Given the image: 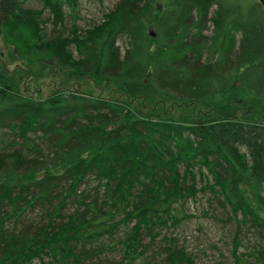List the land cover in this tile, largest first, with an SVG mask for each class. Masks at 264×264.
I'll list each match as a JSON object with an SVG mask.
<instances>
[{"label": "trees", "instance_id": "obj_1", "mask_svg": "<svg viewBox=\"0 0 264 264\" xmlns=\"http://www.w3.org/2000/svg\"><path fill=\"white\" fill-rule=\"evenodd\" d=\"M27 1L0 0V38L17 67L0 63V264H88L118 232L134 264L144 235L184 222L185 202L205 191L264 241V0H118L83 33L77 0ZM46 11L54 28L69 18L70 34L49 36ZM54 72L115 96L78 86L36 97L16 81ZM135 97L196 109L177 116ZM35 209L40 221L27 217ZM163 240L166 264H195ZM239 243L236 232L233 264H264V245L245 254Z\"/></svg>", "mask_w": 264, "mask_h": 264}, {"label": "rangeland", "instance_id": "obj_2", "mask_svg": "<svg viewBox=\"0 0 264 264\" xmlns=\"http://www.w3.org/2000/svg\"><path fill=\"white\" fill-rule=\"evenodd\" d=\"M118 0H77V27L79 32L83 33L86 29L95 24H99L104 19V14L114 8ZM26 6L31 8H42L40 0H28ZM46 21L45 27L49 36H55L59 33L67 36L71 32L72 24L69 18L64 27L54 28L49 19V14L46 11L42 16ZM122 54L126 50V41L122 37L117 38ZM70 50L75 56L77 52L74 46ZM0 63L5 64L10 71L17 70L15 63L9 60L8 49L5 43L0 38ZM20 64V63H17ZM21 65L19 66V68ZM19 71V70H18ZM22 77L19 80L16 76V81H19L20 88L26 94H32L36 97H45L52 90L60 87L77 88L80 86L83 90L89 89L93 94L103 97L115 96V90L112 86L103 87L96 85L88 77L80 78L73 81L69 79L68 84H62L61 75H56V72L50 76H33L21 73ZM145 98H132V104L143 103L147 107L151 105L155 109L171 112L174 115L186 116L193 114L195 107L188 104L171 103L165 100ZM196 170V169H195ZM206 171V170H205ZM207 172V171H206ZM200 178H198V186H201ZM92 187H90L91 189ZM89 189V187H88ZM89 189V190H90ZM258 193L261 197V202L264 204V182L258 185ZM248 198L251 194L247 193ZM185 209L189 213V218L179 225H172L170 222L167 226L159 227L153 230L156 233L155 238L144 235V242L148 244V250L143 256L134 262V264H166L164 254L165 242L163 237H171L176 240V245L182 246L195 259V264H233L232 249L236 232L240 237V252L248 254L255 248H261L264 241L256 232V229L250 222L237 223L234 219L228 206L223 205L222 201L216 199L209 191L198 192L196 198L189 199L185 202ZM68 208V207H67ZM67 210V209H66ZM40 209H35L33 214H28V219L40 221ZM241 218V216H239ZM132 224V223H131ZM121 233L113 236L114 244L112 248H108L100 257L89 260L88 264H127L123 260V251L118 240L121 238ZM115 240V241H114ZM252 260L249 255L248 260ZM249 260V261H250ZM251 264L250 262H248ZM33 264H52L51 260L45 258L42 263L36 260Z\"/></svg>", "mask_w": 264, "mask_h": 264}]
</instances>
